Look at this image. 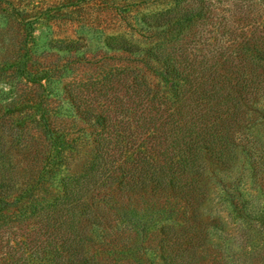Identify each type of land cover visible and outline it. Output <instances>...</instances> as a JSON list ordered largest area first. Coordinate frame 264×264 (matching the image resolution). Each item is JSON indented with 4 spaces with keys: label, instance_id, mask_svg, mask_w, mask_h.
<instances>
[{
    "label": "rangeland",
    "instance_id": "rangeland-1",
    "mask_svg": "<svg viewBox=\"0 0 264 264\" xmlns=\"http://www.w3.org/2000/svg\"><path fill=\"white\" fill-rule=\"evenodd\" d=\"M167 3L0 0V158L10 177L9 202L22 207L51 199L65 177L84 171L98 131L85 109L108 111V97L124 92L99 84L110 68L135 62L150 82L170 92L173 79L149 56L171 51L186 58L192 100L187 95L185 119H197V91H213L216 106L203 96L200 110L210 111L211 123L229 121L222 124L233 130L234 148L221 164L210 158L214 169L206 170L204 194L192 208L175 193L164 205L142 191L152 203L141 200L137 207L146 229L141 237L129 226L113 232L115 249H135L134 257H115L114 263L264 264V0H186L182 11L191 16L190 27L173 26L165 37L167 29L154 19L167 14ZM148 15L154 26L142 21ZM237 96L240 108H227L224 99ZM172 105L163 107L167 123L179 111ZM113 115L112 123H120ZM133 138L138 146L144 137ZM44 223L25 219L0 227V264L22 254L24 239L34 244ZM193 232L196 245L181 250Z\"/></svg>",
    "mask_w": 264,
    "mask_h": 264
},
{
    "label": "trees",
    "instance_id": "trees-1",
    "mask_svg": "<svg viewBox=\"0 0 264 264\" xmlns=\"http://www.w3.org/2000/svg\"><path fill=\"white\" fill-rule=\"evenodd\" d=\"M165 1L153 0L155 3ZM170 1L167 0L164 10L167 14L154 19L158 22L156 27L167 29L165 37L172 34L173 26L183 29L191 23L189 12L182 11L186 0H174L172 7ZM173 11L179 15L176 17ZM163 16H166L165 20L160 21ZM153 18L148 15V19L142 18V21L154 26ZM149 57L163 65L162 74L166 78L173 79L170 92L150 82L135 62L110 68L99 84L107 89L122 86L124 92L108 97V111L95 112V107L85 109L98 128L95 152L84 171L62 180L60 195L51 199L39 197L22 207L14 206L9 202L12 187L7 183L10 177L0 158V227L25 219L45 220L44 234L36 232L34 244L24 239L22 254L12 256L10 264H123L114 263V258L134 257L135 249H115L118 235L114 236L116 233L113 232L120 230V234L125 226H129L137 231L138 237L144 233V215L137 207L141 200L147 206L152 203L143 198L141 192L148 191L155 198H162L164 205L170 203L169 195L175 193L192 208L204 194L206 180L210 177L205 175L210 168V158L213 163L221 164L231 156L236 140L233 130L222 124L225 119H213L211 123L214 117L207 114L210 111L200 110L203 96L209 99L210 105L216 106L211 101L213 91L210 90V96L203 90L197 91L193 101L198 107L197 119L191 122L185 119L183 105L187 95L192 100L186 85V58L182 61V55H173L166 50L163 54L152 51ZM224 101L228 102L227 108L242 105V98L238 96L232 100L226 97ZM172 104H178L179 111L172 113L173 120L167 123L163 107ZM113 113L120 115V123H112ZM229 115L233 117V113ZM121 126L124 129H119ZM148 129L150 131L146 132ZM135 134L137 138L139 135L144 137L138 146H135ZM104 190L110 193L106 198L101 196ZM189 236L183 241L186 247L181 250L196 245V234L193 232ZM169 241L172 242L170 249L176 250L174 242Z\"/></svg>",
    "mask_w": 264,
    "mask_h": 264
}]
</instances>
